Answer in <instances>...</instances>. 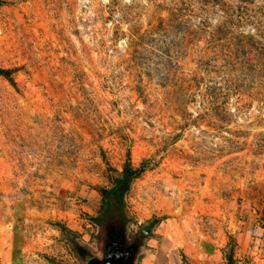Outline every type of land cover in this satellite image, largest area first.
<instances>
[{
  "label": "rangeland",
  "instance_id": "rangeland-1",
  "mask_svg": "<svg viewBox=\"0 0 264 264\" xmlns=\"http://www.w3.org/2000/svg\"><path fill=\"white\" fill-rule=\"evenodd\" d=\"M126 167L132 264H264V0H0V264L102 258Z\"/></svg>",
  "mask_w": 264,
  "mask_h": 264
},
{
  "label": "trees",
  "instance_id": "trees-1",
  "mask_svg": "<svg viewBox=\"0 0 264 264\" xmlns=\"http://www.w3.org/2000/svg\"><path fill=\"white\" fill-rule=\"evenodd\" d=\"M139 170L126 167L123 171V177L115 179L114 185L107 189L102 196V204L100 206V215L96 218V221L104 229L106 235L105 248L107 255L113 254L109 251L111 248H118L123 253H128L130 258H134L135 252L131 250L123 249L122 234L125 231V226L129 222V218L124 211V200L122 190L127 189L128 182L131 177L138 174ZM68 241L76 248L79 255L85 259L87 254L84 253V248L78 244V242L70 238L66 234ZM114 255V254H113ZM92 264L96 263V259L93 258Z\"/></svg>",
  "mask_w": 264,
  "mask_h": 264
},
{
  "label": "water",
  "instance_id": "water-1",
  "mask_svg": "<svg viewBox=\"0 0 264 264\" xmlns=\"http://www.w3.org/2000/svg\"><path fill=\"white\" fill-rule=\"evenodd\" d=\"M104 193V191H102ZM106 248H104L103 256L102 258L96 259V263L94 264H127L125 257H115L113 254H110L106 257Z\"/></svg>",
  "mask_w": 264,
  "mask_h": 264
},
{
  "label": "flooded vegetation",
  "instance_id": "flooded-vegetation-1",
  "mask_svg": "<svg viewBox=\"0 0 264 264\" xmlns=\"http://www.w3.org/2000/svg\"><path fill=\"white\" fill-rule=\"evenodd\" d=\"M122 240H123V237H122ZM124 242V240H123ZM125 248L124 244H123V249ZM127 251L129 250L128 247L125 248ZM131 249V247H130ZM109 251L113 252L114 256L115 257H125L126 258V263L127 264H132L133 262V258H130L129 254L128 253H123L122 251H120L118 248L114 247V248H111Z\"/></svg>",
  "mask_w": 264,
  "mask_h": 264
},
{
  "label": "bare ground",
  "instance_id": "bare-ground-1",
  "mask_svg": "<svg viewBox=\"0 0 264 264\" xmlns=\"http://www.w3.org/2000/svg\"><path fill=\"white\" fill-rule=\"evenodd\" d=\"M99 264V263H98Z\"/></svg>",
  "mask_w": 264,
  "mask_h": 264
}]
</instances>
